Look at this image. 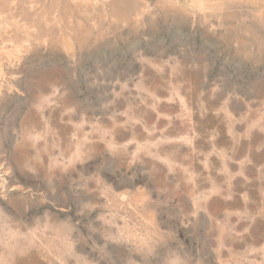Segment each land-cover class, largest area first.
Returning <instances> with one entry per match:
<instances>
[{
	"label": "rangeland",
	"instance_id": "obj_1",
	"mask_svg": "<svg viewBox=\"0 0 264 264\" xmlns=\"http://www.w3.org/2000/svg\"><path fill=\"white\" fill-rule=\"evenodd\" d=\"M0 264H264V0H0Z\"/></svg>",
	"mask_w": 264,
	"mask_h": 264
}]
</instances>
